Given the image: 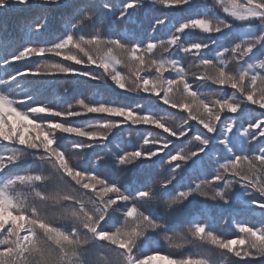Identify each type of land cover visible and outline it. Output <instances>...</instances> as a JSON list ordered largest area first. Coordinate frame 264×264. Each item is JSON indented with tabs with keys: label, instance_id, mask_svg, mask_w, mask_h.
<instances>
[{
	"label": "snow or ice",
	"instance_id": "obj_1",
	"mask_svg": "<svg viewBox=\"0 0 264 264\" xmlns=\"http://www.w3.org/2000/svg\"><path fill=\"white\" fill-rule=\"evenodd\" d=\"M0 72V264H264V0H0Z\"/></svg>",
	"mask_w": 264,
	"mask_h": 264
},
{
	"label": "trees",
	"instance_id": "obj_2",
	"mask_svg": "<svg viewBox=\"0 0 264 264\" xmlns=\"http://www.w3.org/2000/svg\"><path fill=\"white\" fill-rule=\"evenodd\" d=\"M9 19H11V17ZM196 38L197 37H194V39H196ZM9 71H11V69H9ZM2 75H3V73H2ZM80 87H81V91H83V92L92 91L90 93V95H89L88 98H92V99H98V98H100V96L97 95L98 89L95 87V82H92V83H83V84L80 85ZM99 92H100L101 95H104V96H110L111 95V93L104 92L103 89H100ZM72 98L73 97H68L69 100H71ZM125 136L127 138H129L128 137V133ZM139 143L140 142H137L138 145H139ZM120 146L121 147H126L128 150H131L133 148L132 145H131V142H120ZM112 149H113V152L116 151L115 143L113 144ZM160 243H161V245L163 246V248L166 251H174V252H177V251H187L188 250V249H183V250L169 249L167 247V244H166L165 241L161 240ZM105 257H107L108 259H112L113 258V254L109 250H107V249L103 250V252L97 257L98 264H106L105 259H104Z\"/></svg>",
	"mask_w": 264,
	"mask_h": 264
},
{
	"label": "rangeland",
	"instance_id": "obj_3",
	"mask_svg": "<svg viewBox=\"0 0 264 264\" xmlns=\"http://www.w3.org/2000/svg\"><path fill=\"white\" fill-rule=\"evenodd\" d=\"M208 2H210V0H208ZM10 17H11V14H10ZM0 75H2V72H0ZM91 92L92 91L83 92L81 91V87L79 86L74 91H72L69 97L83 95L85 98H88ZM125 135H127V132L123 133V136H122L123 138L119 142H131L132 147L138 146L137 142H141L139 133H133L131 138H127Z\"/></svg>",
	"mask_w": 264,
	"mask_h": 264
}]
</instances>
